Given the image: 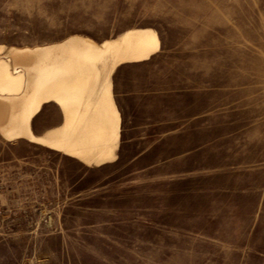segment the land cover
I'll list each match as a JSON object with an SVG mask.
<instances>
[{"label": "rangeland", "instance_id": "1", "mask_svg": "<svg viewBox=\"0 0 264 264\" xmlns=\"http://www.w3.org/2000/svg\"><path fill=\"white\" fill-rule=\"evenodd\" d=\"M135 28L159 51L110 76L113 161L0 136V264H264V0H0L5 49Z\"/></svg>", "mask_w": 264, "mask_h": 264}, {"label": "bare ground", "instance_id": "2", "mask_svg": "<svg viewBox=\"0 0 264 264\" xmlns=\"http://www.w3.org/2000/svg\"><path fill=\"white\" fill-rule=\"evenodd\" d=\"M5 48L0 46V136L23 138L85 164L113 161L121 115L110 76L120 64L159 51L156 31L128 29L99 44L71 36L43 46ZM50 102L59 107L62 123L36 135L31 120Z\"/></svg>", "mask_w": 264, "mask_h": 264}]
</instances>
